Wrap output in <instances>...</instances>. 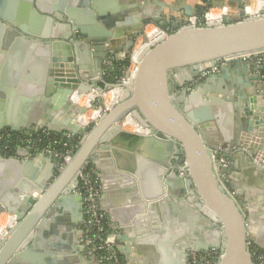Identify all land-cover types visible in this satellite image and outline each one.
Wrapping results in <instances>:
<instances>
[{"label":"water","instance_id":"water-1","mask_svg":"<svg viewBox=\"0 0 264 264\" xmlns=\"http://www.w3.org/2000/svg\"><path fill=\"white\" fill-rule=\"evenodd\" d=\"M24 2L19 10L27 17L14 22L3 15L0 0V63L7 62L9 77L1 89L9 91L0 92L6 115L0 112V132H29L34 125L35 133H67L79 139V147L56 176L55 159L40 150L20 148L16 157L0 156V215L17 220L0 238V264L72 259L67 257L76 251L60 232L83 221L78 172L89 163L100 179L95 188L120 185L118 180L129 186L124 200L131 198L135 206L125 218L115 220L101 206L120 229L127 254L143 251L154 264H175L164 248L176 242L185 249L180 264H188L191 253L210 249L222 254L220 264H251L250 246L264 251V10L198 28L182 19L163 21L161 11L168 6L159 0H123L109 8L96 0H68L65 6L63 0ZM47 2L52 8L42 5ZM72 4L81 8L78 15ZM183 9L186 19L197 15ZM149 25L161 36L138 55L127 84L120 74ZM119 54L123 58L117 60ZM13 71L22 78L17 90ZM115 89L124 91L122 97L96 122L76 123L86 111L72 101L75 93L96 92L99 101ZM17 93L39 117L10 119ZM89 107L100 105L92 101ZM132 115L147 134L123 130L119 123ZM39 159L48 162L43 173L36 167ZM161 212L167 223L164 245L156 244L159 258L154 242L161 226L150 223ZM202 226L207 246L185 242ZM147 228L157 234L143 236ZM76 258L85 262L80 253Z\"/></svg>","mask_w":264,"mask_h":264},{"label":"crops","instance_id":"crops-1","mask_svg":"<svg viewBox=\"0 0 264 264\" xmlns=\"http://www.w3.org/2000/svg\"><path fill=\"white\" fill-rule=\"evenodd\" d=\"M3 3V8H4V14L3 15H10L12 17H14V22H19V20L24 21V19H20L19 15H22L23 18H25L26 14H24L23 12H20L19 9H21V6H23V4H25V0H2ZM54 4L56 5L57 3H59L60 0H54ZM68 0H63V6L66 5ZM98 1V3H100L101 5H104L105 7H115L118 6L120 7L123 0H116V2L114 0H96ZM160 2L165 3L168 7L167 8H163V10L161 11V14L163 15V21H166L168 18H171L172 20H184L186 19L185 16V12L183 7L184 6H188L189 7V11L190 12H197V14H199V8L202 6L201 0H159ZM264 6V0H260ZM115 2V3H114ZM257 0H219L218 2H216L214 4V6L220 7L223 6L227 9V17H228V22H233V21H238L240 19L244 18V7L247 4H250V6L252 8L258 6L257 4ZM108 3H110V5L108 6ZM34 4V3H33ZM42 5H47L49 6V8H52V3H46V4H42ZM51 6V7H50ZM34 7V6H33ZM71 9L74 10V12H76V15H78L77 13H79L80 11V7L77 4H72V6L70 5ZM127 8V7H126ZM39 14V13H38ZM40 15V14H39ZM43 17H48L47 14H41ZM27 17V16H26ZM1 21V20H0ZM53 23H50V30L53 29ZM148 26L145 28L147 29ZM27 39H30L28 37H25ZM32 40V39H30ZM4 49L2 47H0V55H2V51ZM117 60L123 58L122 54L117 55ZM8 70V64L7 62L3 61L0 63V92H3L5 94V92L9 91V87L7 86V88L2 89V82L4 79H9L8 77V73H6ZM20 78L15 71L11 72V80L13 84V88L17 90L18 86H19V82H20ZM19 91H21L20 87H19ZM18 91V92H19ZM20 93V92H19ZM21 94V93H20ZM20 94H16L14 101L17 103L14 107H12L11 109V114H10V119H24V118H33V117H39V111H37L33 106L29 107L26 106L25 103L23 101H21V95H24V93ZM20 97V98H19ZM2 113L3 117H6V115L4 114L3 111H0ZM125 126V125H124ZM30 132H33L34 129H36L37 127L34 125L30 126ZM123 130H125V127H123ZM17 152V151H16ZM16 152L13 155V157H16ZM36 152V151H35ZM35 152H32V154H34ZM135 155H138L137 153H133ZM32 156H29L28 158H18L21 161H26L29 160ZM45 159V158H42ZM116 161V159H115ZM124 161L127 162L126 159L123 158V163L122 166H124ZM118 162V161H117ZM48 165L47 161H43L41 159H39V161L36 164V167L38 169V171L40 173L44 172V169H46V166ZM90 169L92 170V172L94 173V177H95V181L96 183H98L100 181V179L97 177V173L93 167V165L91 163L88 164ZM240 166V165H239ZM244 166H240L239 168L243 171ZM52 168L53 171L56 169L55 168V162L52 163ZM130 177H132L131 175H129ZM108 180V181H112ZM119 184H116L115 182L112 183V185H110L109 182V188L107 189H103L101 183H99L98 186V191H99V201H100V206H103L106 208V210L109 212V215L112 216L115 220H121L123 218H125L126 215H129L130 212V208H133L135 206L133 200L131 198L125 199V196H128L130 193L127 191V189L129 188V186L127 185V182H122V180H118ZM115 183V184H114ZM138 185V183H137ZM138 187V186H137ZM139 188V187H138ZM6 215V214H5ZM107 218V222H108V226H109V231L110 233H114L116 236L115 239V245H116V249L119 253V256L121 258V260L124 262V264H154L153 261L151 260V256L148 255V253H145L143 251L138 252V255H136L135 253H129L127 254L125 252V245L119 241L120 238V229L118 227H113V225L111 224L110 220L108 217ZM166 216L164 213H160L158 216V219L156 221H153L152 223H150V226H161L160 227V237L159 239L156 240V242H154V250L156 252V254L160 257V254L158 253V249H157V245L161 246L160 248H162V245H164L163 243H160L163 240V234H164V226H166ZM67 226V225H65ZM118 226V225H116ZM141 226H149V223H142ZM163 227V228H162ZM80 228H81V223H78V225L76 226V228L70 229V226H67L66 228H62L63 231L60 232V235L62 236V241L66 242V246H70L72 247L75 251L76 254L75 255H70L69 257H72V259H68L69 261H63L62 259H57L56 263L53 262H45V259L42 261L41 264H82V262L78 261L76 258L78 256V254L80 253L82 258L85 259V262L83 264H96L94 262V260L89 256L86 255L85 252H82L80 243H79V233H80ZM207 228L205 226H202V228L200 230H197L196 228L194 229V239H187L185 238V242H189L191 241L193 243V245H198L200 247H205L207 246V237H206V233L207 232ZM145 235H153V234H157L154 231H152L151 229L147 230L145 229V232L142 234L143 236ZM187 235V232L185 233V236ZM158 242V243H157ZM170 246L167 247L166 249L164 248V250H166V253L168 254V257H170L172 259V262L175 264H180L181 263V256L183 255V252L185 249L183 250H179L178 249V245L176 242L170 243ZM251 249H255V246H250ZM133 247L130 246V250H132ZM134 250V249H133ZM212 250V249H210ZM210 250H206L210 251ZM137 253V252H136ZM36 254V253H35ZM33 254V257H36L37 255ZM38 255H41V253H38ZM156 264H161L159 261H156Z\"/></svg>","mask_w":264,"mask_h":264},{"label":"built area","instance_id":"built-area-1","mask_svg":"<svg viewBox=\"0 0 264 264\" xmlns=\"http://www.w3.org/2000/svg\"><path fill=\"white\" fill-rule=\"evenodd\" d=\"M257 1L258 7L252 8L250 4H247L244 7V13H249L250 16H259L260 11L257 10L259 7L264 10V6L260 0ZM228 20L225 7L212 6L207 8L202 14L184 19L183 25L199 28L212 23L224 24ZM145 32L146 29L144 34ZM132 65L130 64V67ZM122 80L124 82L123 78ZM97 98L99 99V97ZM98 110L106 112L108 107L106 108L105 104H103V107ZM78 147L79 139H75L67 133L54 136L45 130L36 133L30 131L19 133L0 132V156L5 158L10 154V156H13L20 148L26 149L30 153L40 150L55 159V171L57 172H60L71 160ZM62 150L65 151V154H62ZM95 182L94 174L89 165L86 164L78 172L77 186V193L82 198L83 221L79 233V243L82 252H85L89 258L91 257L96 264H124L116 249V236L114 233H110L105 213L101 210L99 204L100 195L98 189L94 186ZM222 257V254L215 250H210L206 253H191L188 258V264H220ZM251 264H264V251L252 249Z\"/></svg>","mask_w":264,"mask_h":264},{"label":"bare ground","instance_id":"bare-ground-1","mask_svg":"<svg viewBox=\"0 0 264 264\" xmlns=\"http://www.w3.org/2000/svg\"><path fill=\"white\" fill-rule=\"evenodd\" d=\"M258 7V6H257ZM262 8L259 7V9L257 11H261ZM251 17H254L251 15ZM149 27V26H148ZM150 27L154 28L152 25H150ZM155 29V28H154ZM147 30V29H146ZM161 32L157 29V30H151L148 34H146L145 32V38L143 39L142 37L140 38V48H135V50H133L132 55H131V64H133L130 69L127 70L126 74L124 75V82L127 84H130L132 78L134 77L135 71L137 69V57L138 55L144 50V48L146 46H149L150 43L156 39L159 38ZM137 43V42H136ZM136 46V45H135ZM139 47V45H138ZM124 91L121 89H115L113 91L108 92L107 94H110L109 97H107V99L109 101H111L109 108H112V106L115 104L116 101H118L122 95H123ZM106 95V94H105ZM97 94L96 92H90L87 93L86 95H80L79 93H75V95L72 98V101L79 106L80 108H85L87 109L92 101H95ZM85 98H87L85 100ZM90 112V113H87ZM103 111H99L97 110L96 112L94 111H86L83 115H78V117L76 118V123L79 124L80 126H84L86 127L90 122L96 121L98 120V116H100ZM86 117H89V119H85ZM92 118V119H91ZM124 125H126L129 130L134 129L135 132L130 131L131 133H139V134H147L148 131L137 121V119L135 118L134 115L132 116H128L125 120H124ZM204 130H208V132H210V134H215V131L212 130V128H208V127H204ZM126 131V130H125ZM129 132V131H127ZM45 175H47V173H45ZM2 216H5L4 214L0 215V218ZM8 220L6 221V226H4V234L0 229V238H3L6 236V233L8 230H12L13 226H17V220L15 216H11V215H7L5 216ZM1 225V224H0Z\"/></svg>","mask_w":264,"mask_h":264},{"label":"rangeland","instance_id":"rangeland-1","mask_svg":"<svg viewBox=\"0 0 264 264\" xmlns=\"http://www.w3.org/2000/svg\"><path fill=\"white\" fill-rule=\"evenodd\" d=\"M244 10V9H243ZM153 26V25H152ZM154 28H155V26H153ZM154 28H152V27H148L147 28V30H146V34H148L151 30H157V29H154ZM140 38H138L137 39V43L135 44L136 46H135V48H140V46H141V44L139 43L140 42ZM138 45H139V47H138ZM135 48H134V50H135ZM256 56V55H255ZM130 60H128V62H127V65H128V67L126 68V70H123L122 71V73L120 74V78L122 79V78H124V74L127 72V70L129 69V67H130ZM261 75L262 76H264V70L262 71V73H261ZM111 79H114V76L113 77H111ZM109 95L110 94H107L106 93V95L103 97V100H99L98 101V98H95V101L97 102V104H99L100 105V107L102 108L103 107V104H105V106H106V108L108 107V110H109V105H110V103H111V101H109L108 99H107V97H109ZM87 98H85V100H86ZM100 107H96V109L95 110H93L91 107H88L87 109H85V111H94V112H96ZM103 110H104V108H103ZM108 110H106V112L108 111ZM87 113H90V112H87ZM85 119H89V117H86L85 116ZM92 119V118H91ZM90 120V119H89ZM124 123V121H122V122H120L119 124L122 126V128L123 127H125V130L126 131H132V132H135V130L134 129H131V130H129V128L125 125H122ZM87 126H90V123L87 125ZM78 149V148H77ZM63 151V150H62ZM77 150H75V152H76ZM74 152V153H75ZM62 154H65V151H63V153ZM65 167V166H64ZM59 172H57V171H55L54 170V175L56 176L57 174H58ZM5 215V214H4ZM6 216V215H5ZM5 216H2L1 218H0V229H1V231L3 232V234H4V226H6V221L8 220ZM8 236V235H7Z\"/></svg>","mask_w":264,"mask_h":264},{"label":"trees","instance_id":"trees-1","mask_svg":"<svg viewBox=\"0 0 264 264\" xmlns=\"http://www.w3.org/2000/svg\"><path fill=\"white\" fill-rule=\"evenodd\" d=\"M219 0H201L202 6L199 8V14H202L207 8L214 6Z\"/></svg>","mask_w":264,"mask_h":264},{"label":"flooded vegetation","instance_id":"flooded-vegetation-1","mask_svg":"<svg viewBox=\"0 0 264 264\" xmlns=\"http://www.w3.org/2000/svg\"><path fill=\"white\" fill-rule=\"evenodd\" d=\"M11 155V154H10ZM10 155L9 156H7V157H10ZM6 156V155H5ZM94 174V173H93ZM96 183V182H95ZM99 204H100V201H99ZM101 207V206H100ZM83 215V214H82ZM106 216V215H105ZM83 217V216H82ZM106 220H107V218H106Z\"/></svg>","mask_w":264,"mask_h":264}]
</instances>
